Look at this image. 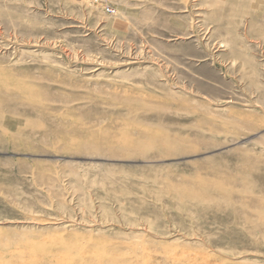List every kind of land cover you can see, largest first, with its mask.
Returning a JSON list of instances; mask_svg holds the SVG:
<instances>
[{"label": "rangeland", "instance_id": "obj_1", "mask_svg": "<svg viewBox=\"0 0 264 264\" xmlns=\"http://www.w3.org/2000/svg\"><path fill=\"white\" fill-rule=\"evenodd\" d=\"M0 264H264V0H0Z\"/></svg>", "mask_w": 264, "mask_h": 264}]
</instances>
